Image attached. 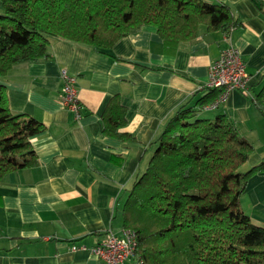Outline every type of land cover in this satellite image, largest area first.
Masks as SVG:
<instances>
[{
  "label": "crops",
  "instance_id": "0c3cea01",
  "mask_svg": "<svg viewBox=\"0 0 264 264\" xmlns=\"http://www.w3.org/2000/svg\"><path fill=\"white\" fill-rule=\"evenodd\" d=\"M205 1L228 6L241 27L222 33L201 24L174 51L164 49L150 24L105 50L49 38L48 59L15 64L0 77L10 112L45 126L31 138L37 165L0 180V264H104L90 248L108 230L121 234L125 189L145 169L152 142L174 111L206 94L209 66L226 36L239 50L251 97L230 91L197 117L224 115L251 144L243 170L264 161V116L253 100L264 89V0ZM62 70L75 78L79 117L58 98ZM113 95L126 108L118 133L129 138L101 133V115ZM244 192L258 209L251 222L264 228V172L251 176Z\"/></svg>",
  "mask_w": 264,
  "mask_h": 264
},
{
  "label": "trees",
  "instance_id": "16d2710c",
  "mask_svg": "<svg viewBox=\"0 0 264 264\" xmlns=\"http://www.w3.org/2000/svg\"><path fill=\"white\" fill-rule=\"evenodd\" d=\"M0 77L15 64L49 58V38L105 50L146 24L156 27L164 49L174 51L193 39L199 25L229 33L241 27L228 6L205 0H0ZM207 89L194 106L178 107L152 142L145 169L125 189L123 228L136 233L138 264H264V228L240 206L248 179L264 172V161L239 168L253 151L230 120L197 117L220 96ZM264 116V89L253 97ZM119 95L108 100L101 133L126 125ZM45 126L25 114L14 115L0 83V180L34 167L31 138ZM132 264V263H130Z\"/></svg>",
  "mask_w": 264,
  "mask_h": 264
},
{
  "label": "built area",
  "instance_id": "2783aa9c",
  "mask_svg": "<svg viewBox=\"0 0 264 264\" xmlns=\"http://www.w3.org/2000/svg\"><path fill=\"white\" fill-rule=\"evenodd\" d=\"M225 46L219 56L210 64L206 89L220 88L222 90L215 101L205 107L216 108L233 90L246 97H251L248 87L249 75L240 58L237 47L229 36L224 38ZM63 84L58 93V98L63 106L72 110L79 117L80 105L75 90V78L69 76L65 70L61 71ZM136 233L132 229L124 228L119 236L111 231H106L101 241L90 248V252L103 261L104 264H124L130 261L138 264L135 259ZM75 249V247H73Z\"/></svg>",
  "mask_w": 264,
  "mask_h": 264
},
{
  "label": "rangeland",
  "instance_id": "374dc122",
  "mask_svg": "<svg viewBox=\"0 0 264 264\" xmlns=\"http://www.w3.org/2000/svg\"><path fill=\"white\" fill-rule=\"evenodd\" d=\"M0 14H3V9L0 11ZM240 172H245L243 168H239ZM249 180V179H248ZM248 182V181H247ZM247 185V184H246ZM246 188V187H245ZM240 206L241 210L247 215V216H252L253 214H258L257 210L258 209H253V201L248 192H244L240 196ZM129 229V228H128ZM132 230V229H131Z\"/></svg>",
  "mask_w": 264,
  "mask_h": 264
}]
</instances>
